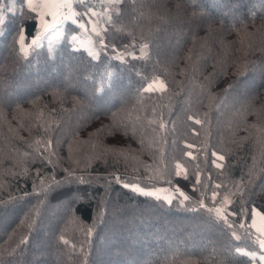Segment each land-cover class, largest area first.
I'll use <instances>...</instances> for the list:
<instances>
[{
	"label": "trees",
	"instance_id": "trees-1",
	"mask_svg": "<svg viewBox=\"0 0 264 264\" xmlns=\"http://www.w3.org/2000/svg\"><path fill=\"white\" fill-rule=\"evenodd\" d=\"M15 2L0 36V264H249L233 249L251 242L193 208L201 199L213 207L241 181L244 199L264 204V0H120L97 60L68 38L54 58L46 42L20 58L18 28L30 39L35 21ZM142 36L149 58L127 55ZM153 78L167 83L164 93L144 91ZM194 113L202 125L187 120ZM154 114L165 129L148 123ZM177 160L187 178L175 175ZM157 165L171 185L150 179ZM113 173L146 187L178 185L191 199L169 207ZM232 199L239 212V193ZM240 219L230 217L237 227Z\"/></svg>",
	"mask_w": 264,
	"mask_h": 264
},
{
	"label": "snow or ice",
	"instance_id": "snow-or-ice-1",
	"mask_svg": "<svg viewBox=\"0 0 264 264\" xmlns=\"http://www.w3.org/2000/svg\"><path fill=\"white\" fill-rule=\"evenodd\" d=\"M120 0H103L101 3V10H98L95 5H86L84 0H23L20 5L21 15H28L35 21V32L31 35L30 39L23 25L18 28V35L14 39V47L20 58L27 60L31 54L39 48L44 47L45 41H47L48 54L54 58L55 52L62 44V38H70V43L74 52L85 51L89 57L94 60L99 59L100 52L108 48V44L105 41V34L115 27L114 14L118 17L120 14ZM85 7L86 11L81 13L78 8ZM25 8L27 13H25ZM17 11V4L15 0H10L9 4H5L3 0H0V36L5 34V28L8 20V14H15ZM87 17V21L84 20ZM69 25L75 26L79 29V32L67 27ZM81 33L88 34L87 38H82ZM250 34L245 33L244 39L246 40ZM142 42L139 51L127 53L133 58L147 59L149 58V43L145 38L141 37ZM243 42V41H242ZM98 46V47H97ZM113 47H115L113 45ZM117 60L123 61V55H117ZM239 67L243 68L244 65ZM168 88L167 83L160 78H153L147 83L144 91L153 92L159 91L164 93ZM264 111V106H262ZM207 114H205L206 116ZM4 118V113L0 112V119ZM139 119V117L137 118ZM187 120L194 121L195 124L202 125L204 120L199 117L198 114L187 115ZM150 125H158L157 130H163L166 128V124L162 118H158L155 114L148 119ZM255 127V125H253ZM52 141L47 140L44 143V150L47 151L51 147ZM40 141H36L37 150H39ZM188 149L195 147L194 144H186ZM71 151V148H70ZM262 151H264V145H262ZM187 157H193L192 151L184 152ZM212 155L217 160L223 161L224 155H218L217 152H213ZM51 163L52 161L49 160ZM217 168L223 167L222 164L213 161ZM147 167V166H146ZM153 172V176L150 179L163 180L165 183L171 185V179L167 177L170 172L165 165L150 169ZM256 174L255 162L249 169V181ZM175 175L177 177L184 176L187 178V169L182 163L177 160L175 162ZM112 179L116 183L122 185L123 188L132 191L134 194L143 196L145 198H152L155 201L162 202L169 207L173 205L174 201L178 199V203L182 207H187L186 202L190 201V196L178 185L175 189L165 187H146L141 186L140 183L130 182L119 174H112ZM81 182L84 181V177H80ZM196 182L200 183V173L196 174ZM40 194L47 195L49 190V184L46 179H41L39 184ZM215 187H220L216 185ZM260 190L264 192V184L261 185ZM244 182L241 181L235 185V192L229 191L226 193L218 204L214 203L213 207H208L203 199L197 201L193 211L203 210L210 216H213L215 220L221 222L228 230L230 237L235 241H241L246 239L251 242L252 248L248 246H235L234 252L237 256L247 257L249 264H264V204L257 205L251 200L244 199ZM236 193L240 195L241 208L239 212L232 211L231 206L234 204L232 196ZM218 193L213 190L211 192V198L213 202L217 200ZM42 203V202H41ZM250 206V207H249ZM230 217H243L240 219L239 226L237 227L235 221L230 220ZM250 218V222H249ZM33 220H29V224ZM243 232V236L241 235ZM92 234V229H87V235ZM64 240V237H60ZM27 237H22L21 242H26ZM67 243L66 240H64ZM221 264H224L221 261Z\"/></svg>",
	"mask_w": 264,
	"mask_h": 264
},
{
	"label": "rangeland",
	"instance_id": "rangeland-1",
	"mask_svg": "<svg viewBox=\"0 0 264 264\" xmlns=\"http://www.w3.org/2000/svg\"><path fill=\"white\" fill-rule=\"evenodd\" d=\"M103 2V0H84V3L86 5H95V7L98 9V10H101V3ZM78 10L83 13L86 11V8L84 7H79ZM84 20L87 21V17H84ZM67 27H70L72 29L75 30L74 26L73 25H69ZM75 31L79 32V29H76ZM81 36L82 38H87L88 34L86 33H81ZM70 40V38H68ZM46 44H47V41H45Z\"/></svg>",
	"mask_w": 264,
	"mask_h": 264
}]
</instances>
